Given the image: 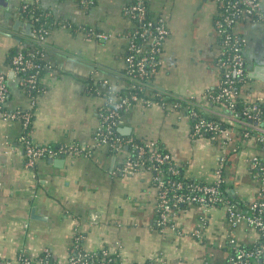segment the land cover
Here are the masks:
<instances>
[{"label":"crops","instance_id":"1","mask_svg":"<svg viewBox=\"0 0 264 264\" xmlns=\"http://www.w3.org/2000/svg\"><path fill=\"white\" fill-rule=\"evenodd\" d=\"M7 1V5L0 4L3 70L9 67L10 50L26 44L33 35L19 12L21 0ZM132 1L97 0L85 7L78 0H41L42 7L58 21L46 43L52 68L42 78L45 90L33 104L18 78L9 74L10 96L5 105L9 109L34 105L31 134L35 141L83 144L90 150L87 154L39 158L34 166H28L21 120L0 115L1 259L14 260L22 253L36 257L49 248L58 262L65 263L75 235L81 232L86 249L108 247L120 253L122 264H142L150 258L158 264H203L205 258L225 264L226 246L214 248L211 256L205 254L200 261L188 258L193 255L186 247V242H191L188 234L203 236L210 248L225 234L246 244L258 238L257 229L250 225L231 227L223 204L206 212L204 227L199 223L204 209L192 204L177 217L183 233L172 228L160 230L157 188L151 173L122 171L126 152L97 141L99 110L105 103L100 91H107L109 85L120 88L126 82L128 41L124 34L135 21L124 7ZM148 2L156 14L166 17L169 28L154 85L168 91L170 100L178 97L184 104L195 100V107L226 127L214 140L206 134L193 136L186 107L137 102L126 110L122 127L129 130L121 133L161 142L183 165L186 175L198 180L212 182L221 169L226 189L236 201L254 199L259 179L252 159L258 156L264 161V141L257 135H243L244 121L239 113L218 105L210 95L222 76L220 35L215 28L217 1ZM261 2L264 5V0ZM84 26L96 27L109 37H91ZM234 30L244 39L248 71L264 64V22L242 15ZM104 79L110 82L106 84ZM90 82L97 84L99 93L87 90ZM240 93L250 101H264V79L249 77ZM194 229L201 231L195 235ZM159 250L161 255L155 253Z\"/></svg>","mask_w":264,"mask_h":264},{"label":"built area","instance_id":"2","mask_svg":"<svg viewBox=\"0 0 264 264\" xmlns=\"http://www.w3.org/2000/svg\"><path fill=\"white\" fill-rule=\"evenodd\" d=\"M84 6L91 4L93 0H78ZM147 0H134L124 7V12L135 21V25L124 34L127 38V56L125 74L126 82L122 86L131 88L151 86L157 88V95L160 98H148L140 96L136 92L129 94H113L108 97L105 103H110L102 112L99 126L96 130V138L99 143L107 144L113 150H122L126 152V156L121 165V170L128 173H135L140 170H147L152 175V180L157 188V225L160 230L172 228L178 233H183L182 227L177 223L178 215L185 210L179 207V203L186 202L196 203L201 206L204 212L200 215V227H204L207 222L206 212L210 208L224 205L226 209V218L231 227H238L247 224L258 231V238L246 244L240 241L235 235L231 234L228 238L226 246L227 257L225 264H264V161L254 156L252 166L256 170L259 179V188L257 196L248 201L243 206L227 196L221 188L224 183L223 171H216V179L213 182H188L177 180L172 177L180 172L178 161L174 158L170 151H161L154 146L153 140L143 139L142 142L134 140L133 136L124 135L120 128L124 124V109H129L137 102L145 104L158 103L161 105L173 104L175 107H186V115L191 119V134L199 136L210 133L212 140L224 130L220 122L215 119L201 115L200 110L194 106L195 100L183 103V100L175 97L171 99V94L163 89L156 87L151 81V76H155L162 62L158 57L164 47L165 40L169 35V28L166 17L161 15L156 20L147 18L146 9ZM219 7V14L215 21V28L219 35H223L224 39L220 45V62L225 68L224 76H221L220 92L211 94L215 100L221 97L229 99L228 108L233 109L236 92L234 90V77L245 79L248 76V69L244 55V39L234 30V24L239 16L247 15L253 20L264 22V5L261 0H216ZM37 4H41V0H21L19 12L24 18L25 12L33 11ZM33 16V13H30ZM39 15L33 16L31 21L32 34L40 45L47 43L49 30L40 21ZM86 34L97 39H108L109 35L100 31L96 27L84 26ZM233 31V32H232ZM229 51V60H221V54ZM37 52L31 50L26 53L20 47L15 53L12 65L8 69L0 68V115L6 119H18L23 121V127H26L31 121L34 105L30 108L9 109L5 107L8 94L10 92L8 78L9 74H13L18 78L21 86H28L31 89L39 91L41 94L45 88L39 84L38 71L41 64L36 60ZM32 54V55H31ZM46 56V54H44ZM162 56V54H161ZM158 65V67H157ZM23 73V75H22ZM233 73V78L231 77ZM107 84L110 81L104 79ZM117 88L109 85L107 91L115 92ZM31 96V95H30ZM32 103L35 104L36 95H32ZM169 97V100H165ZM104 103V104H105ZM103 104V105H104ZM261 109L258 104L254 103L249 106L247 113L249 116L245 124L250 125L257 130L260 140L264 141V119L260 116ZM255 120H257L255 122ZM261 122V123H259ZM246 135L249 132L245 133ZM131 146V149H128ZM26 155V164L34 166L39 158L56 157L66 154H76L89 152V147L76 143H59L56 145L37 142L33 136L27 138L23 144ZM186 185L184 191L179 189ZM199 229L193 230L195 235L199 234ZM83 233L77 232L72 246L69 249L68 258L65 263L58 262L51 250L45 248L42 253L33 257L27 253H22L17 259L5 260L0 258V264H122L119 252L108 247H102L97 250H88L82 245ZM142 264H158L152 259H148ZM163 264V263H159ZM203 264H214L211 259L205 258Z\"/></svg>","mask_w":264,"mask_h":264},{"label":"trees","instance_id":"3","mask_svg":"<svg viewBox=\"0 0 264 264\" xmlns=\"http://www.w3.org/2000/svg\"><path fill=\"white\" fill-rule=\"evenodd\" d=\"M97 2V0H93L91 2V4H89L88 6H85V7H90L92 6L93 4H95ZM133 2V1H132ZM81 4V3H80ZM82 5V4H81ZM84 6V5H82ZM146 9H147V18L149 20H156L158 18L161 17V14H156L151 6H150V3L148 2V0L146 1ZM30 13H33V16H37L39 15L41 18L38 22L40 21H43V23L45 24V26L48 28L49 30V33L51 32V29L53 28L54 25L57 24V20L55 19V17L53 16V13L48 10V9H44L42 7L41 4H37L35 6V9L31 12H25L23 14L24 18L31 21L33 19V16H31ZM254 19V18H252ZM233 32V31H232ZM220 38V45L224 39V36L223 35H220L219 36ZM22 47L24 49V51L26 53H28L30 50L35 53L37 52L36 54V60L40 62L41 64V68L39 69L38 71V77H39V84L41 87H44L45 88V84L42 80L43 76L45 75V73L52 68V63L50 62V59H49V56H48V51H47V46L46 44L44 45H40L37 43L35 37L32 35V37L26 42V44H22V45H17L15 47H13L10 52H9V55H8V65L9 67L12 65V61H13V57L15 55V53L17 52V50ZM162 51H163V48H162ZM127 53H128V50L126 49V52H125V57L127 56ZM44 54H46V56H44ZM162 54V53H161ZM161 54L158 55V57L161 59ZM32 55V54H31ZM219 58H220V55H219ZM221 60H229V51H225V53L221 54ZM220 61V60H219ZM220 65H221V62H220ZM161 66V63L159 65V68ZM158 67V65H157ZM221 71H222V75L224 76V73H225V68L223 65H221ZM127 73V67L124 68V75ZM23 75V73H22ZM231 77L233 78V73H231ZM155 78V76H151V81H153ZM235 81H234V90L236 92L235 96L233 97L234 99V106L232 107L233 110H235L237 113H239V116H240V119H242L243 121H248L250 118L248 116V113H247V110L249 108V106H251L252 104L256 103L259 105L260 109H261V112H260V116L262 119H264V101H260V100H255V101H250L248 99H245L243 98L240 94L241 92V87L242 85L244 84L245 81H247L249 79V76H246L245 79H239L237 77H234ZM25 88V91L29 94V95H38L40 92L35 90V89H31L29 88L28 86H24ZM87 90L90 91V92H96L99 93V91L97 90V84H95L94 82H90V85H87ZM157 91L158 89L157 88H152L151 86H142V87H135V88H131L129 86H121L120 88H117V90L115 92H110V91H105V92H102L100 91L101 94L104 95V97L106 98V100L108 99V97L110 95H113V94H129L130 92H136L138 93L140 96H143V97H148V98H156V99H163L164 98H160V95H157ZM220 92V86H218L217 88H215L214 90L211 91L210 95L211 94H218ZM10 96V92L8 94V97H7V100ZM212 97V96H211ZM166 99L165 100H169L170 98L169 97H165ZM213 100H215L213 97H212ZM229 99H227L226 97H221L219 100H216L217 104L220 105V106H224L226 108V106L228 107L229 105ZM110 103L106 102L99 110V115H100V118H102V112L105 110V108L109 105ZM6 107V105H5ZM127 109H124L123 110V113L125 114ZM201 115L205 116V117H208V118H212V119H215L217 120L218 122H220L221 124V127L222 128H225V124H223V122L215 117H211V116H208L206 114H204L202 111H200ZM33 119H34V114L32 116V119L31 121L28 123V125L26 127H23V132H22V135H21V142L22 144H24V141L30 137H32V127H33ZM192 121L194 120H191V124H192ZM257 120H255L256 122ZM22 122V125H23V121ZM261 123V122H259ZM264 123V121L262 122ZM246 132H249L248 135H257L258 136V132L257 130L253 129L250 125H247L244 123V126H242V133L243 135H246L245 133ZM207 135L210 136V133L207 132ZM247 135V136H248ZM134 137V140L135 141H139V142H142L143 143V139L142 138H138L136 136H133ZM63 143V142H61ZM56 144H59V143H56ZM56 144H52V145H56ZM154 146H156L157 149L161 150V151H169L168 149L165 148V146L159 142V141H154ZM128 149H131V146H129ZM178 167L180 169V172L178 174H176L175 176L172 175L173 178L177 179V180H180V181H183L184 184L185 183H188V182H205L203 180H198L194 177H191V176H187L186 173H185V170H184V167L182 164H180L178 162ZM213 182V181H212ZM154 183V182H153ZM221 188H222V191L227 195L229 196L232 201H235L236 203H238L239 205L243 206V204H246L247 202L245 203H242L240 201H236V199H234L229 191L226 189V185L223 183L221 185ZM180 191H184V190H187L186 189V185L179 189ZM192 204H196V203H192ZM190 202H186V203H179V207L181 208H187L189 207L190 205Z\"/></svg>","mask_w":264,"mask_h":264},{"label":"rangeland","instance_id":"4","mask_svg":"<svg viewBox=\"0 0 264 264\" xmlns=\"http://www.w3.org/2000/svg\"><path fill=\"white\" fill-rule=\"evenodd\" d=\"M188 237H190L191 242H190V240H188L186 242V244H187L186 247H187V249H189L190 252L193 253V255L191 254L188 258H192L194 260H199V261L204 259L203 256L205 254L207 256H211L212 252L214 251V248H216L218 246L221 247V246L227 245L228 238H229L227 236V234H225V236L218 239V242H220V243H218V245H213V248H210L209 247L210 244L208 243V241L206 239H204L203 236L202 237H196L192 234H188ZM173 241H175V240H173ZM176 242H178V243H176V245L180 244L179 240H177ZM191 243H192V245H191ZM207 250H208V252L206 253ZM155 253H158L159 255H161L162 251L159 250V252H155ZM153 257H157V255L154 254ZM152 260H154V259H152Z\"/></svg>","mask_w":264,"mask_h":264},{"label":"water","instance_id":"5","mask_svg":"<svg viewBox=\"0 0 264 264\" xmlns=\"http://www.w3.org/2000/svg\"><path fill=\"white\" fill-rule=\"evenodd\" d=\"M0 4L1 5H7L8 1L7 0H0ZM31 24L29 23V28H30ZM248 76L249 77H259V78H263L264 79V64H257L254 66V68L252 70L248 71ZM129 130L128 128L125 127H121L120 131L124 132ZM51 160H53V158H50Z\"/></svg>","mask_w":264,"mask_h":264}]
</instances>
